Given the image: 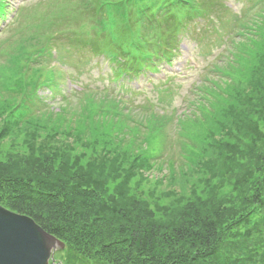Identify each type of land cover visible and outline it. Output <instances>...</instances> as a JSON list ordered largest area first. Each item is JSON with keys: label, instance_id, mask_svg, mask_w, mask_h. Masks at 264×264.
Instances as JSON below:
<instances>
[{"label": "trees", "instance_id": "obj_1", "mask_svg": "<svg viewBox=\"0 0 264 264\" xmlns=\"http://www.w3.org/2000/svg\"><path fill=\"white\" fill-rule=\"evenodd\" d=\"M246 1L233 10L225 0H55L0 44V143L20 141L29 153L25 163L19 156L0 163V183L31 193L28 200L2 191L0 204L64 244L54 264H212L227 246L216 231L230 208L215 200V187L219 193L225 178L238 174L232 189L244 193L264 173V0ZM9 10L8 0H0V22ZM26 10L19 7L11 19ZM201 22L219 23L224 47L209 64L218 74L191 90L197 96L191 109L200 106L197 117L179 121L187 169L171 174L183 181L197 172L198 183H217L206 191L216 195L205 196V203L196 195L179 199L171 205L190 210L169 214L167 207L154 215L138 190L157 168L156 147L176 111L164 107L168 88L146 105L127 98L142 91L126 85L139 76L154 80L150 75L160 70L172 73L182 43ZM79 54L101 58L124 95L86 88L63 94L62 67L76 68ZM43 91L51 102L60 97L59 112L49 111ZM77 94L78 112L65 104ZM131 110L144 114L145 123L130 117ZM253 231L261 241L253 264H264V223ZM212 236L214 249L203 250Z\"/></svg>", "mask_w": 264, "mask_h": 264}, {"label": "rangeland", "instance_id": "obj_2", "mask_svg": "<svg viewBox=\"0 0 264 264\" xmlns=\"http://www.w3.org/2000/svg\"><path fill=\"white\" fill-rule=\"evenodd\" d=\"M225 1L233 10H239L247 2L246 0ZM8 2L10 3L8 15L3 22H0V44L5 39L17 37V35L13 34H16V30H21V25L25 22H31V20L37 17L35 16L33 18L36 10H46L55 0H8ZM23 6L27 7V10L24 11L23 16L13 21L11 17H13L14 11ZM7 26L10 28L8 31H5ZM217 32L220 34L219 23L201 22L195 26L194 30L190 32L188 37L186 36L185 41L182 43L181 51L177 53L172 64L173 68L177 69L174 71V74H165L163 70H160L157 72L158 74L150 75L154 80L141 78V76H139L134 82H130L126 85L127 88H130V85H135L142 91V94L126 97L131 98L136 104L146 105H148L149 100L155 101L156 98H161L159 95L160 91H162L163 97L166 91L165 88H168L169 94L167 98H163L166 101L164 107L170 113L171 108L176 111L172 114L174 115L173 121L165 127L163 131L164 136L156 147L157 150H159L157 168L154 172L145 175L146 182L139 186L138 193L142 196L144 201L153 204L150 205L152 208L151 212L154 211V215L159 216L162 214L158 212L161 208L169 207V214L172 213L173 209L178 208L186 209L185 211L190 210L184 204L178 206L171 205V203L179 199L192 198L196 195L199 197L197 198L198 201L203 202L205 200V203L206 199H214L217 194L215 200L221 204H225L226 208H230L229 211L225 210V215L221 219L223 226L216 231L221 237V244L227 246L221 248L218 254L213 255L209 262L212 264H253V252L257 250L258 245L261 243V241L258 240L259 235L255 233L253 229L264 223V204H261L260 201L262 195V199L264 200V173H259L257 175L255 183H252L250 186L246 185V191L244 193L232 189V184L238 182L236 178L239 175L227 176L225 181L228 184L224 185V188L219 193H217L219 191V186H216L214 189L215 195L213 192L207 193L206 191L210 186L216 185L217 183H215V181L210 183V185L203 182L198 183L199 173L197 172L191 174L188 179L183 181L180 174L175 177L171 174L172 170L180 172L183 169H187V156L181 143L184 141V138L182 137V128L179 126V121L192 120L197 117V109L200 106L194 107L193 111L190 105L191 100H195L197 97L196 93L191 91L194 88V83L196 82V84H199L201 81H204L202 80L204 78L213 79L218 74L216 71H212L209 65L213 60V56L224 47L221 43L219 44ZM73 58L74 64L75 61H77L76 68L62 67L67 71L66 74L63 75L61 81L63 94L65 93V95H68L71 89H77L79 92L82 88H86L88 91H93L95 89L114 90L124 95V91L118 87L120 79L117 81L110 80L107 70L105 69V63L100 62L101 58L89 56L81 59L80 54ZM228 58L230 57L227 54V59ZM223 59L225 60V57ZM218 64L220 65L222 63ZM167 76L170 77L166 79ZM161 78L162 82H157ZM40 93L43 94L42 96H45V99L49 100L47 104L51 105L49 108H52L49 109V111L59 112L61 106L57 104L56 101L59 100L60 97L55 94V102H51L49 99L50 94L47 91ZM69 101V103L65 104L71 106V111L74 110L78 112L75 107L80 103V95H74ZM49 111L44 113V119L48 116ZM143 116L144 114L142 113L135 114L134 110L130 111V117L135 119L141 118V122L145 123ZM128 124L130 128H133V123L128 122ZM146 134L147 133H143L141 138L145 137V139H147ZM21 140H23V138H21ZM141 145L146 147L144 143ZM13 156H19L17 158H19L20 162L23 161L25 163L29 158V153H27L26 147H24L20 141L13 142L11 139H3L0 143V163H9ZM24 165L20 167H24ZM138 180L140 179L138 178L137 181ZM2 191L16 193L20 198L25 197L28 200L30 199L29 196H31L30 192L20 188L16 183L6 188L0 183V196L3 197L4 194L6 196V193ZM191 200L193 201L194 199ZM0 206L4 208L1 204ZM40 211L45 210L40 209ZM13 213L18 214L16 212ZM242 217L246 218V220ZM156 218L158 217L156 216ZM252 218L256 219V221H251ZM163 220L167 221V219ZM211 220H215V217L211 216L207 223L211 224ZM50 221L55 223L56 226L52 225L53 227H57L61 230V225L58 224L59 221L55 219L53 215H50ZM35 224L37 223L35 222ZM39 227L42 229L41 226ZM188 227L195 230L194 225ZM214 238L215 236H212L209 239V242L205 245L203 250L214 249V243L216 242ZM57 256V253L53 254L52 264L56 263ZM241 257H243L242 260H240Z\"/></svg>", "mask_w": 264, "mask_h": 264}, {"label": "water", "instance_id": "obj_3", "mask_svg": "<svg viewBox=\"0 0 264 264\" xmlns=\"http://www.w3.org/2000/svg\"><path fill=\"white\" fill-rule=\"evenodd\" d=\"M63 248L32 219L0 206V264H49Z\"/></svg>", "mask_w": 264, "mask_h": 264}]
</instances>
